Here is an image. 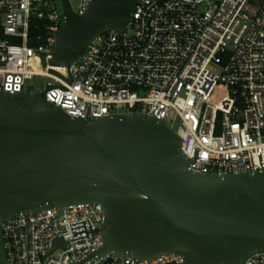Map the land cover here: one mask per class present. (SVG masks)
<instances>
[{
	"label": "built area",
	"instance_id": "built-area-1",
	"mask_svg": "<svg viewBox=\"0 0 264 264\" xmlns=\"http://www.w3.org/2000/svg\"><path fill=\"white\" fill-rule=\"evenodd\" d=\"M91 1L72 10L67 0L78 15ZM63 22L60 0H0V92L50 85L45 100L72 118L163 120L197 174L264 169V0H138L125 33L101 32L69 67L53 57ZM40 77L50 82L38 91L32 81ZM103 220L99 203L7 218L0 222L4 261L183 264L168 252L150 260L97 254ZM242 264H264V251Z\"/></svg>",
	"mask_w": 264,
	"mask_h": 264
},
{
	"label": "water",
	"instance_id": "water-1",
	"mask_svg": "<svg viewBox=\"0 0 264 264\" xmlns=\"http://www.w3.org/2000/svg\"><path fill=\"white\" fill-rule=\"evenodd\" d=\"M60 1L53 57L69 67L101 32L125 33L138 0H92L81 15ZM49 87L0 92V222L99 203L97 254L150 260L168 252L183 264H242L264 251V169L194 173L163 120L146 113L72 118L45 100Z\"/></svg>",
	"mask_w": 264,
	"mask_h": 264
},
{
	"label": "rangeland",
	"instance_id": "rangeland-1",
	"mask_svg": "<svg viewBox=\"0 0 264 264\" xmlns=\"http://www.w3.org/2000/svg\"><path fill=\"white\" fill-rule=\"evenodd\" d=\"M69 4L72 10H76L78 6V0H69ZM50 82L48 78L40 77L36 78L32 81L33 85L38 91L44 89L45 83ZM173 131H176V127L173 128ZM0 264H6L4 261V253H3V242L0 237Z\"/></svg>",
	"mask_w": 264,
	"mask_h": 264
},
{
	"label": "trees",
	"instance_id": "trees-1",
	"mask_svg": "<svg viewBox=\"0 0 264 264\" xmlns=\"http://www.w3.org/2000/svg\"><path fill=\"white\" fill-rule=\"evenodd\" d=\"M37 31L33 29V26H31L30 33L35 34Z\"/></svg>",
	"mask_w": 264,
	"mask_h": 264
}]
</instances>
